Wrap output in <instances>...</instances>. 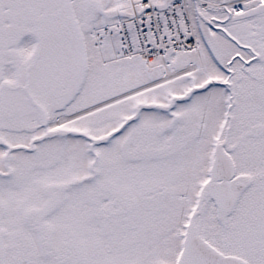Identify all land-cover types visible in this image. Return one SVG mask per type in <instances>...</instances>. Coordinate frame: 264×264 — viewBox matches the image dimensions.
Instances as JSON below:
<instances>
[{"label": "snow or ice", "instance_id": "6c2138e0", "mask_svg": "<svg viewBox=\"0 0 264 264\" xmlns=\"http://www.w3.org/2000/svg\"><path fill=\"white\" fill-rule=\"evenodd\" d=\"M0 264H264V0H0Z\"/></svg>", "mask_w": 264, "mask_h": 264}]
</instances>
